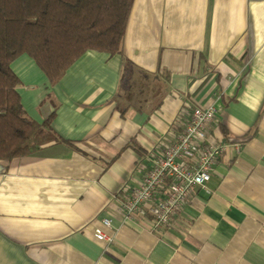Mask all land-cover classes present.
<instances>
[{
	"label": "crops",
	"instance_id": "obj_1",
	"mask_svg": "<svg viewBox=\"0 0 264 264\" xmlns=\"http://www.w3.org/2000/svg\"><path fill=\"white\" fill-rule=\"evenodd\" d=\"M123 39L56 85L31 56L12 62L27 114L55 113L71 144L0 160V264H264V0H134ZM196 106L215 109L209 138L226 143L210 192L162 229L147 207L124 221V197Z\"/></svg>",
	"mask_w": 264,
	"mask_h": 264
},
{
	"label": "trees",
	"instance_id": "obj_2",
	"mask_svg": "<svg viewBox=\"0 0 264 264\" xmlns=\"http://www.w3.org/2000/svg\"><path fill=\"white\" fill-rule=\"evenodd\" d=\"M134 0H0V160L65 142L52 128L53 113L40 123L25 111L12 62L34 58L56 85L82 53H121Z\"/></svg>",
	"mask_w": 264,
	"mask_h": 264
},
{
	"label": "built area",
	"instance_id": "obj_3",
	"mask_svg": "<svg viewBox=\"0 0 264 264\" xmlns=\"http://www.w3.org/2000/svg\"><path fill=\"white\" fill-rule=\"evenodd\" d=\"M215 118L214 108L194 107L177 140L155 157L140 184L124 197L120 208L124 221L134 219L147 207L150 229H162L181 212L196 187L210 192L207 182L226 149L225 142H213L209 138L208 128ZM103 224L110 228L112 219H103ZM98 236L103 241L112 240L102 230Z\"/></svg>",
	"mask_w": 264,
	"mask_h": 264
},
{
	"label": "rangeland",
	"instance_id": "obj_4",
	"mask_svg": "<svg viewBox=\"0 0 264 264\" xmlns=\"http://www.w3.org/2000/svg\"><path fill=\"white\" fill-rule=\"evenodd\" d=\"M124 80H123V83H125L126 82V79L125 78H123Z\"/></svg>",
	"mask_w": 264,
	"mask_h": 264
}]
</instances>
